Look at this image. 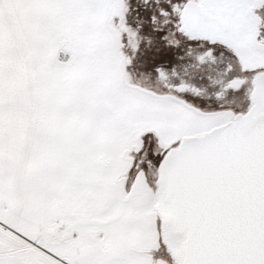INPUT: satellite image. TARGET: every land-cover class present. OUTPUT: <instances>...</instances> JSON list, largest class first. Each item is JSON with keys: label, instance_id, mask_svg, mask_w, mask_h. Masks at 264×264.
Masks as SVG:
<instances>
[{"label": "snow or ice", "instance_id": "snow-or-ice-1", "mask_svg": "<svg viewBox=\"0 0 264 264\" xmlns=\"http://www.w3.org/2000/svg\"><path fill=\"white\" fill-rule=\"evenodd\" d=\"M0 264H264V0H0Z\"/></svg>", "mask_w": 264, "mask_h": 264}]
</instances>
